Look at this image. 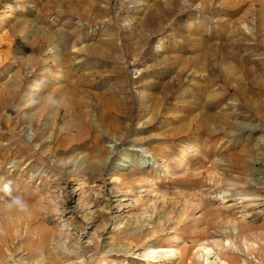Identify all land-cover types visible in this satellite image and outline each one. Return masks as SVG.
<instances>
[{
    "label": "rangeland",
    "instance_id": "obj_1",
    "mask_svg": "<svg viewBox=\"0 0 264 264\" xmlns=\"http://www.w3.org/2000/svg\"><path fill=\"white\" fill-rule=\"evenodd\" d=\"M261 134L264 0H0V264H264Z\"/></svg>",
    "mask_w": 264,
    "mask_h": 264
},
{
    "label": "clouds",
    "instance_id": "obj_2",
    "mask_svg": "<svg viewBox=\"0 0 264 264\" xmlns=\"http://www.w3.org/2000/svg\"><path fill=\"white\" fill-rule=\"evenodd\" d=\"M0 190L10 195L12 190L11 181H8L7 183L3 184ZM0 201H2L3 206L9 210L17 208L20 211H27V203L20 196H12L11 199L8 200H3V198H0Z\"/></svg>",
    "mask_w": 264,
    "mask_h": 264
},
{
    "label": "bare ground",
    "instance_id": "obj_3",
    "mask_svg": "<svg viewBox=\"0 0 264 264\" xmlns=\"http://www.w3.org/2000/svg\"><path fill=\"white\" fill-rule=\"evenodd\" d=\"M258 1V0H257ZM191 24V23H190ZM190 24H186V25H182V26H190ZM177 38H176V43H180V42H183V37H184V35H183V33L182 32H177ZM164 40H165V38H162V40L160 41V42H164ZM58 76H60V74H57V77ZM250 131H252V132H260L262 129L261 128H257V127H255V126H253V125H248V126H246ZM262 133V132H261ZM260 138H261V140H260V142L262 143V144H264V135L263 134H261L260 135ZM126 162H129V163H131V164H133L134 165V161H133V159L132 158H128L127 160H126ZM140 165H142V166H146L147 165V161L146 160H142L141 162H140ZM123 166H127V165H123ZM129 166V165H128ZM256 180H259V182L260 183H264V181H263V179L261 180V179H256ZM73 252V251H72ZM210 253V252H209ZM208 253V254H209ZM211 254V253H210ZM206 256V255H205Z\"/></svg>",
    "mask_w": 264,
    "mask_h": 264
}]
</instances>
